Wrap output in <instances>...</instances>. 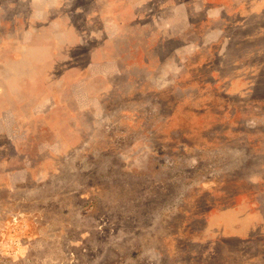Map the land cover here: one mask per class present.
Returning a JSON list of instances; mask_svg holds the SVG:
<instances>
[{
	"label": "rangeland",
	"instance_id": "1",
	"mask_svg": "<svg viewBox=\"0 0 264 264\" xmlns=\"http://www.w3.org/2000/svg\"><path fill=\"white\" fill-rule=\"evenodd\" d=\"M0 264H264V0H0Z\"/></svg>",
	"mask_w": 264,
	"mask_h": 264
}]
</instances>
